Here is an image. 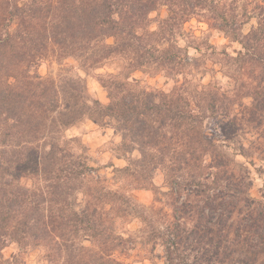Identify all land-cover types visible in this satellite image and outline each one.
<instances>
[{
    "label": "trees",
    "instance_id": "obj_1",
    "mask_svg": "<svg viewBox=\"0 0 264 264\" xmlns=\"http://www.w3.org/2000/svg\"><path fill=\"white\" fill-rule=\"evenodd\" d=\"M248 7L238 0H0V264H18L31 248L47 264H124L119 257L137 249L120 233L131 196L107 189L67 146L65 132L84 117L113 122L137 162L164 173L167 191L159 194L171 214L147 236L152 264H264V185L253 198L251 171L237 160L264 163V0ZM192 20L238 43L235 56L207 36L186 34ZM114 59L126 67L97 76L109 102L87 97L79 72ZM49 61H71L76 74L44 79L38 70ZM217 63L246 76L240 97L248 105L239 114L237 95L211 84L182 88ZM147 69L181 86L127 87H138L130 74ZM253 130L257 138L245 144ZM140 180L137 187H146ZM10 246L18 253L6 259Z\"/></svg>",
    "mask_w": 264,
    "mask_h": 264
},
{
    "label": "rangeland",
    "instance_id": "obj_2",
    "mask_svg": "<svg viewBox=\"0 0 264 264\" xmlns=\"http://www.w3.org/2000/svg\"><path fill=\"white\" fill-rule=\"evenodd\" d=\"M252 1L238 0L240 5L249 2V10ZM254 22L251 21L244 26L245 33L249 31ZM210 32L205 23L198 22L197 20H192L185 30V33L189 36L209 37V43L215 45L217 51L225 49L229 54L235 56L234 51L240 48L238 43L232 42L218 33ZM191 54H195V52L192 51ZM126 64L122 59H114L94 73L86 75L83 72H79L83 79L84 93L86 96L92 99H98L101 103L107 104L109 102L107 92L99 83L97 76L101 73H115V69L123 70ZM75 67L76 64L71 61L65 65H59L55 61H49L40 67L38 73L44 79H57L59 76L65 74L75 75ZM126 72L123 73L121 79L124 78ZM238 74L243 73H239L234 69L227 72L221 71V65L217 63L210 71L206 70L196 73L197 78H193L190 84L185 83L182 85V88L200 91L199 84L205 86L211 84L219 87L220 93L224 92L233 98L237 95L239 98L235 100L234 110L239 114L242 108L248 105V100L240 97L247 89L246 76H239ZM129 77L130 82L138 85V87L127 86L129 88H146L148 90L169 92L175 86L176 88L181 86V82L176 84L164 75L156 74L151 69L144 70V72H133ZM255 133L254 130L246 133L245 144L249 145V141L257 138ZM65 136L70 140L67 146L77 157H80L83 162H86L90 168L95 169L100 177L101 183L107 189L113 191L119 189L121 193L129 197L131 196L133 200V204L126 209V212H129L130 215L125 218L123 225H121L120 233L124 238H131L132 241H135L137 243V249L127 258L120 256L119 260L124 262V264H152L151 257L147 256L146 253V250L150 249L151 246L147 244V236L153 232L154 228L162 226L164 213L171 214V210L165 204L166 199L159 194V192L167 191L164 187L165 176L163 171L158 168L154 170V166L145 168L143 167L144 165L138 163L139 153L137 151H128L130 150V145L126 144L125 146L122 135L117 132L113 122L100 125L91 121L88 117H84L78 120L72 128L68 129L65 132ZM237 160L245 162L249 167L251 177L254 179L251 195L255 199H260V190L264 185V173L261 174L258 169L263 168L261 164L264 163L254 158L253 160L256 166H252L249 158L245 159L241 156H238ZM116 170L121 171L117 172ZM144 175H150L151 181L149 180V183L142 178ZM135 178H141L140 183L145 184L146 187H137L139 185L134 181ZM141 243L144 244L145 248L142 247ZM17 253L18 250L15 246H10L4 251L6 259H11ZM154 254H162L161 248L157 247ZM158 262L161 264L160 261ZM18 264H47V262L44 259V252L42 250L31 248L22 254L18 260Z\"/></svg>",
    "mask_w": 264,
    "mask_h": 264
}]
</instances>
